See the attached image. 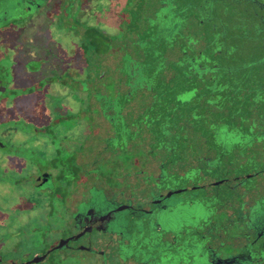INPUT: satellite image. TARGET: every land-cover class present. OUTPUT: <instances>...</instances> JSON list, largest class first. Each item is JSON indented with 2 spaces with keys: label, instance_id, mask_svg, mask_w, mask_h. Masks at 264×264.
<instances>
[{
  "label": "flooded vegetation",
  "instance_id": "flooded-vegetation-1",
  "mask_svg": "<svg viewBox=\"0 0 264 264\" xmlns=\"http://www.w3.org/2000/svg\"><path fill=\"white\" fill-rule=\"evenodd\" d=\"M1 45L0 264H264V0H0Z\"/></svg>",
  "mask_w": 264,
  "mask_h": 264
},
{
  "label": "rangeland",
  "instance_id": "rangeland-1",
  "mask_svg": "<svg viewBox=\"0 0 264 264\" xmlns=\"http://www.w3.org/2000/svg\"><path fill=\"white\" fill-rule=\"evenodd\" d=\"M108 31H110V30H108ZM14 32H15V30H13V32H11V33H13L14 34ZM58 34V33H57ZM60 41L62 42V43H60L59 42V44H61V45H63V44H69V45H71V43L73 44L74 43V41L72 40V38L70 37V35H68L67 34V36L66 35H64V33L63 32H60ZM58 41V40H57ZM64 42V43H63ZM8 48H7V46H3V45H1L0 46V54H4L5 52H6V50H7ZM62 49H63V47H62Z\"/></svg>",
  "mask_w": 264,
  "mask_h": 264
}]
</instances>
